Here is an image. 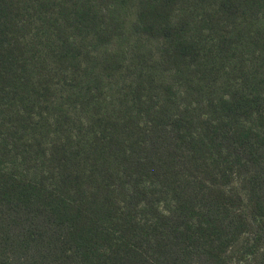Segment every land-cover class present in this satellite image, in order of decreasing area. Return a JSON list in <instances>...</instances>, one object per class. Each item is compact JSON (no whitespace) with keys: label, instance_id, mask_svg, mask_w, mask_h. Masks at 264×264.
<instances>
[{"label":"trees","instance_id":"16d2710c","mask_svg":"<svg viewBox=\"0 0 264 264\" xmlns=\"http://www.w3.org/2000/svg\"><path fill=\"white\" fill-rule=\"evenodd\" d=\"M0 264H264V0H0Z\"/></svg>","mask_w":264,"mask_h":264}]
</instances>
